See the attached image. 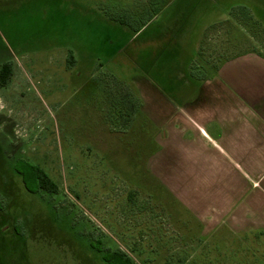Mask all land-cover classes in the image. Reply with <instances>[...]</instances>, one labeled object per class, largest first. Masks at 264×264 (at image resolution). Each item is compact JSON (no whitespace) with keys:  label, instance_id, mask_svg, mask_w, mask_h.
Wrapping results in <instances>:
<instances>
[{"label":"rangeland","instance_id":"374dc122","mask_svg":"<svg viewBox=\"0 0 264 264\" xmlns=\"http://www.w3.org/2000/svg\"><path fill=\"white\" fill-rule=\"evenodd\" d=\"M160 2L0 0V63L10 60L14 68L0 86V150L8 159L0 198L7 223H18L28 238L11 241L0 231V264H107L99 244L124 249L133 264L174 258L170 232L155 226L151 213L176 206L147 168L159 128L140 109L130 128L113 124L112 100L121 90L135 96L134 75L155 80L154 65L166 75L173 34L174 47L187 41L193 62L216 60L231 44L241 53L254 47L264 53V0L195 1L187 16L184 0L157 16ZM243 3L260 23L231 20L232 7ZM121 20L145 24L135 32ZM20 159L43 168L59 192H28L13 170ZM26 179L36 191L31 174Z\"/></svg>","mask_w":264,"mask_h":264},{"label":"crops","instance_id":"0c3cea01","mask_svg":"<svg viewBox=\"0 0 264 264\" xmlns=\"http://www.w3.org/2000/svg\"><path fill=\"white\" fill-rule=\"evenodd\" d=\"M171 38L166 75L154 65L155 80L132 78L140 110L159 128L147 168L176 205L157 206L153 224L170 232L169 257L264 264V55L231 44L215 66L194 64L187 41L174 47Z\"/></svg>","mask_w":264,"mask_h":264},{"label":"trees","instance_id":"16d2710c","mask_svg":"<svg viewBox=\"0 0 264 264\" xmlns=\"http://www.w3.org/2000/svg\"><path fill=\"white\" fill-rule=\"evenodd\" d=\"M230 14L232 17L231 20H234L235 18L237 20L239 19L238 21H244V22H249V23H257V22L260 23V21L256 19L251 7L245 4L233 6L230 11ZM119 24L130 26L131 28L134 29L135 32H137L142 28V26L145 23L140 24L138 27H134L132 22L121 20ZM113 27H114L113 29L115 30L117 29L116 26H113ZM262 29L264 30V28ZM253 51H256L264 55V53L259 51L258 48L256 47H254ZM199 54H198V57H199ZM68 60L70 64H73L75 61L74 56L70 54ZM217 60L218 59L216 58L215 60L212 55V56L207 57L205 62H209V63L211 62L215 66L216 65L215 63L217 62ZM198 63L199 62L197 60L194 61V64H198ZM13 73H14V68H13L12 61L6 60L0 63V86L7 85L10 82L13 76ZM203 73H205V69H200L198 65L193 66V69H192L193 76L197 78H202ZM139 109H140V102L136 99V97L132 95L131 92H129V90H126V91L121 90L118 94L117 93L115 94L112 100V104L110 108V112H111L110 121H112L113 124H118V121L122 120L125 126L127 128H130L131 125L133 124V121ZM20 161L21 159L18 160L14 164L13 170L15 174L21 178L22 183L28 192L33 193V194H36L40 190H44L49 193L59 192L58 184L56 183L54 179H52V177L43 168L37 165L31 164L29 162H24L25 164L22 165L23 162L20 163ZM5 163L8 164V159L6 158L5 154L1 152L0 150V193L3 192L4 189H6L2 181V176L4 172H2L1 170ZM26 173L31 174V176L33 177L32 182L35 184V187L37 189L36 191H33L28 187ZM133 198H131V200ZM4 207H5L4 201L2 198H0V231L2 232L8 231L10 237L12 236L11 241H13L14 239H17V240H21L27 243L28 238L24 235V231L22 230V227L18 225V223H14L12 225H9L7 223V218L9 217V214L4 211L5 210ZM99 245L97 246L98 250L103 251L102 259L107 264H133L132 258L124 249L108 248L106 250H102L100 249ZM189 258L190 257H174L173 259H171L170 263L168 264H186ZM206 258H207L206 260L208 264H231V260H232L231 257H206ZM15 262L17 263L18 260H15Z\"/></svg>","mask_w":264,"mask_h":264},{"label":"flooded vegetation","instance_id":"af4514ba","mask_svg":"<svg viewBox=\"0 0 264 264\" xmlns=\"http://www.w3.org/2000/svg\"><path fill=\"white\" fill-rule=\"evenodd\" d=\"M173 0H166V3L167 4H170L171 2H172ZM195 1H201V0H194L193 2H195ZM205 1H207V0H203V2H205ZM219 1V0H218ZM193 2H191L190 0H189V3L188 4H186V0H184V3H185V6H184V14H185V16H187L186 14H187V9H186V6H191V4L193 3ZM172 21H174L173 19H171ZM74 64V63H73ZM102 257H103V255H102Z\"/></svg>","mask_w":264,"mask_h":264}]
</instances>
